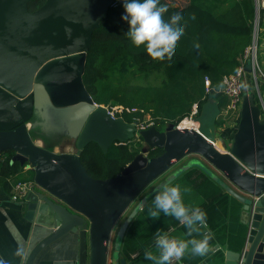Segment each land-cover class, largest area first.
Segmentation results:
<instances>
[{
    "label": "water",
    "instance_id": "1",
    "mask_svg": "<svg viewBox=\"0 0 264 264\" xmlns=\"http://www.w3.org/2000/svg\"><path fill=\"white\" fill-rule=\"evenodd\" d=\"M35 1L40 0H0V155L13 149L20 161L36 164L38 187L29 193L28 213L47 217L45 226L51 231L30 251L26 264H35L44 250L70 234H78V264H105L110 233L119 216L118 204L123 200L126 204L188 157L125 219L114 243L116 263L130 224L156 190L198 168L241 202L249 214L245 247L239 253L227 251L225 264H264V121L254 98L244 95L239 126L227 153L215 145L218 102L203 105L196 129L182 127L181 121L140 130L138 121L115 118L106 106L97 104L83 79L93 33L111 0H41L44 4L32 11L30 4ZM247 71L251 72L250 68ZM49 109L61 113L64 123H69V134L75 139L73 153L58 154L40 147L32 137L33 128L48 126ZM36 113L43 122L33 121ZM29 124L32 127L27 130ZM137 137L145 145L141 153L120 175L106 181L112 182L108 187L91 191L83 180L86 170L80 161L85 149L96 143L106 154L111 146ZM227 141L223 135L220 142ZM153 150L163 154L151 158ZM199 157L249 196L236 192ZM193 160L196 163L186 167Z\"/></svg>",
    "mask_w": 264,
    "mask_h": 264
},
{
    "label": "trees",
    "instance_id": "2",
    "mask_svg": "<svg viewBox=\"0 0 264 264\" xmlns=\"http://www.w3.org/2000/svg\"><path fill=\"white\" fill-rule=\"evenodd\" d=\"M43 4L44 1H35L30 4V9H39ZM180 8L184 10V33L176 52L168 55H156L146 51L143 45H134L124 34L128 24L121 20L123 6L109 8L100 27L93 33L83 78L97 104L137 109V112L124 116L129 123L150 113L156 126L178 124L189 117L194 104L199 105L200 112L207 102L216 101L220 106L226 104V98L219 91L224 78L236 73L252 43L256 0H186L182 6L170 4L165 13L171 15ZM196 44L199 47H195ZM127 64H132V68L136 65L162 68L163 83L159 86H125L122 80H125L124 68L129 70ZM116 75L119 83L115 85L110 78ZM206 79L210 82L208 93ZM41 131L39 126L33 128L32 137L44 138ZM51 136L55 138L57 135ZM16 153L13 149H5L0 155V188L10 196L14 195L18 183H33L36 177L32 170L26 171L29 162L20 161ZM139 154L140 150L132 146V142L113 145L106 154L96 143H91L80 161L91 178L109 181L120 175ZM162 154V150H153L150 157L158 158ZM166 178L162 176L159 182ZM172 183L180 185L186 206L200 207L207 213V230L212 235L209 246L221 244L231 251L243 249L248 227L240 220L244 209L241 202L198 168L184 172ZM185 188L190 190L184 191ZM152 198L130 224L117 264H122V260L126 261L125 264L136 262L145 256L146 251L159 255L154 236L157 230L171 236L175 229L187 240L192 237L200 239L206 233L204 227L190 237L185 226L174 217L163 213L153 216ZM204 257L190 252L184 255L183 261L200 264ZM215 257L223 262L224 250L216 251Z\"/></svg>",
    "mask_w": 264,
    "mask_h": 264
},
{
    "label": "crops",
    "instance_id": "3",
    "mask_svg": "<svg viewBox=\"0 0 264 264\" xmlns=\"http://www.w3.org/2000/svg\"><path fill=\"white\" fill-rule=\"evenodd\" d=\"M169 3L173 6H178L172 4L171 2ZM258 17H259V26L257 31V43L259 47L258 58L261 68L264 70V9L263 8L258 11ZM254 34H255V30L253 33V40H254ZM249 67L250 66L248 65L247 70H249ZM247 73H248V78H247L248 85L246 86L247 92L245 91V94L251 95L254 98L256 105L260 108L261 111L260 119L261 121H264V107L262 105V103H264V83L260 82L258 87L259 90H258L256 88L257 86L249 79L250 72L247 71ZM212 102H216V101H212ZM219 107H220V114L217 118V123H216L217 131H216L215 145L217 146V149L220 150L221 153H227L228 151L227 149L232 145L234 135L238 129L240 116H232L228 113L227 99H226V104H223L222 106L219 105ZM191 122H192L191 127L193 129L198 128V118L195 121H191ZM223 135H227L228 137V141L226 144L220 142ZM38 146L43 147L41 145ZM54 152L60 154L57 151ZM62 153H73V151H66ZM16 154L19 158V153L17 152ZM199 159L202 160L209 168L212 166L205 159L200 157ZM25 161L29 162V165L26 167V171L32 170L36 175L37 172L36 164L29 160H25ZM211 169L214 170V172L219 177H221V179L230 187H232L236 192L243 194L245 196H249L248 192L244 191L236 184L228 181L215 167L212 166ZM83 175H84L83 180L85 181V183L87 184V186L91 191L93 192L101 191L98 190L97 187L101 186V183L106 181L95 180L91 178L86 171L83 172ZM33 184L34 186H36L35 180ZM37 187L38 185L36 186V188ZM29 193L26 196V198L16 201L13 199V196H10L9 194L6 193L4 189L0 188V257H3L4 259L8 260L9 264H20V258L14 255L15 249L18 245H23L29 255L30 251L51 232L50 229H48L45 226V224L49 223L47 217L44 216L39 217L38 213H34V214L28 213L29 210H28L27 199ZM188 206L192 207L190 205ZM249 219L250 218L248 212H245L243 209L240 215V220L243 224H245L248 227V230H249V226H248ZM205 228H206V233H208L209 231L207 230V226ZM170 237L187 240L186 236L182 232L175 229L172 231ZM221 248L224 250L223 262H219V259L215 257L216 251H218ZM243 249L241 251H243ZM227 251H231V250H229L225 246H222L221 244L212 245L209 247V251L207 252V254L204 255L205 257L203 259V262H201L200 264H225ZM241 251H232V252L239 253ZM190 252H191V245H189V248L185 251L184 255H188ZM184 255L182 256V259H184ZM113 259H115L114 256ZM78 261H79L78 234H70L65 238L59 240L55 244H53L51 247L44 250L37 258L35 264H78ZM183 263L192 264L193 262L183 261ZM127 264H154V262L152 260L145 259V256H143L137 259L136 262H132V263L129 262Z\"/></svg>",
    "mask_w": 264,
    "mask_h": 264
},
{
    "label": "clouds",
    "instance_id": "4",
    "mask_svg": "<svg viewBox=\"0 0 264 264\" xmlns=\"http://www.w3.org/2000/svg\"><path fill=\"white\" fill-rule=\"evenodd\" d=\"M122 6L124 12L121 20L128 24V30L124 34L134 45H143L146 51L156 55L176 52L180 37L184 33L182 8L167 15L165 9L170 7L169 0H122ZM194 46L199 47L198 44ZM195 163L194 160L189 161L186 167ZM140 207L142 208L143 204ZM152 208L153 216L163 213L164 216H172L178 220L185 226L190 237L193 233H200L201 228L207 226V213L200 207L186 206L180 185L171 181L163 183L156 190L152 198ZM154 236L159 255H153L151 251L145 252V259L152 260L154 264H172L174 259L179 260L184 255L189 245L193 255L204 256L209 251V241L212 239L210 232L204 233L200 239L192 237L188 240L170 237L161 230H157ZM14 255L20 258V264H25L28 253L23 245L16 247ZM0 264L9 262L0 257Z\"/></svg>",
    "mask_w": 264,
    "mask_h": 264
},
{
    "label": "rangeland",
    "instance_id": "5",
    "mask_svg": "<svg viewBox=\"0 0 264 264\" xmlns=\"http://www.w3.org/2000/svg\"><path fill=\"white\" fill-rule=\"evenodd\" d=\"M174 5L182 6L185 3V0H169ZM132 64H127V67L129 70L127 71V68H124L123 72L125 73L124 79L122 80L125 86L131 87V86H159L161 83H163V74L162 68L159 67H140L136 65L134 68H132ZM117 73V72H116ZM115 73V74H116ZM110 80L116 85L119 83L118 81V75L116 77H111ZM120 80V79H119ZM49 116V122L48 126L42 127L41 132L44 134V138H35V142L38 145L45 146L51 150L57 151L59 153L66 152V151H75V139L71 137L69 134V123H64V119L61 116V113H58L57 115L54 113L53 110L49 109L48 111ZM63 120V121H61ZM135 121H138L140 130H147L148 128L155 126V122L152 121V117L150 113H145L143 117L141 118H135ZM180 123V122H179ZM162 124V123H161ZM168 126L173 125L172 123H165ZM32 124H29L26 126V129H31ZM157 127V126H156ZM158 128V127H157ZM56 134L57 136L53 139L51 134ZM52 141V142H51ZM132 146H135L141 150L145 148L144 143H142L137 137L132 141ZM52 147V148H51ZM191 158V157H190ZM186 158L184 161H181L178 165L171 167L164 175L163 177H168L171 175L174 171H176L180 166H182L187 160ZM212 167V166H211ZM210 167V169H211ZM214 167V166H213ZM214 169V168H213ZM214 171V170H213ZM162 178V177H161ZM221 178V177H220ZM160 179L158 181H155L151 185H148L143 191L140 190V192L135 196L131 197L130 201L127 199V203L125 204L124 200L121 201L118 204V218L117 221L112 228V231L110 233L109 242H108V250L106 254V261L105 264H115V259H113L114 256V243L116 239L117 232L125 219L129 216V214L135 209V207L138 205L139 201L150 191L153 189L154 186L159 183ZM112 182H104L103 186H98V190L105 189L108 187ZM117 264V263H116Z\"/></svg>",
    "mask_w": 264,
    "mask_h": 264
},
{
    "label": "built area",
    "instance_id": "6",
    "mask_svg": "<svg viewBox=\"0 0 264 264\" xmlns=\"http://www.w3.org/2000/svg\"><path fill=\"white\" fill-rule=\"evenodd\" d=\"M122 5V0H111L110 8H117ZM256 8H257V16L254 22V40L252 44L246 49L244 56L241 60V65L235 74L227 76L223 80V86L220 89V93L228 100V113L232 116H240L243 96L245 91L247 92L246 86L248 85V73L247 66L250 67V75L249 79L252 81L257 87H259L260 82L264 83V70L261 68L259 58H258V43H257V31L259 26V17L258 11L260 9H264V0H256ZM205 86L207 93L210 91V82L208 79L205 80ZM259 90V89H258ZM264 107V103H262ZM109 113L115 118H124L126 114L135 113L137 109L126 108L124 106L119 105H108L106 106ZM200 115L199 105L194 104L192 107V111L186 119L195 121ZM184 119V120H186ZM183 120V122H184ZM34 184L29 183H18L15 187V194L13 195V199L19 201L21 199L26 198L28 193L32 190ZM256 198V197H255ZM258 199V198H256ZM173 264H184L182 257L179 260H173Z\"/></svg>",
    "mask_w": 264,
    "mask_h": 264
},
{
    "label": "bare ground",
    "instance_id": "7",
    "mask_svg": "<svg viewBox=\"0 0 264 264\" xmlns=\"http://www.w3.org/2000/svg\"><path fill=\"white\" fill-rule=\"evenodd\" d=\"M192 120H189V119H186L184 120V122H182L181 126L184 127V128H191L193 129L191 126H192Z\"/></svg>",
    "mask_w": 264,
    "mask_h": 264
},
{
    "label": "flooded vegetation",
    "instance_id": "8",
    "mask_svg": "<svg viewBox=\"0 0 264 264\" xmlns=\"http://www.w3.org/2000/svg\"><path fill=\"white\" fill-rule=\"evenodd\" d=\"M37 10V9H36ZM33 11H35V10H33ZM49 111V110H48ZM124 119V118H123ZM33 121H39V122H43L44 121V119H43V117L40 115V113L39 114H35V116H34V119H33ZM161 124H159V126H160ZM41 128H42V126H41Z\"/></svg>",
    "mask_w": 264,
    "mask_h": 264
}]
</instances>
